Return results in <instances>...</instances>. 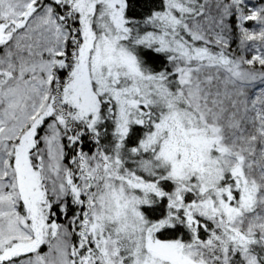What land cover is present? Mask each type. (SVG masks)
<instances>
[{
  "label": "snow or ice",
  "instance_id": "6c2138e0",
  "mask_svg": "<svg viewBox=\"0 0 264 264\" xmlns=\"http://www.w3.org/2000/svg\"><path fill=\"white\" fill-rule=\"evenodd\" d=\"M0 264H264V0H0Z\"/></svg>",
  "mask_w": 264,
  "mask_h": 264
},
{
  "label": "trees",
  "instance_id": "16d2710c",
  "mask_svg": "<svg viewBox=\"0 0 264 264\" xmlns=\"http://www.w3.org/2000/svg\"><path fill=\"white\" fill-rule=\"evenodd\" d=\"M141 3H143V0H141ZM147 12V7H137L136 9V15L140 16V15H144Z\"/></svg>",
  "mask_w": 264,
  "mask_h": 264
}]
</instances>
